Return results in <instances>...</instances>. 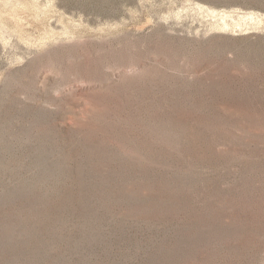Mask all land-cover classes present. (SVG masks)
<instances>
[{"label": "rangeland", "instance_id": "374dc122", "mask_svg": "<svg viewBox=\"0 0 264 264\" xmlns=\"http://www.w3.org/2000/svg\"><path fill=\"white\" fill-rule=\"evenodd\" d=\"M0 264H264V0H0Z\"/></svg>", "mask_w": 264, "mask_h": 264}]
</instances>
